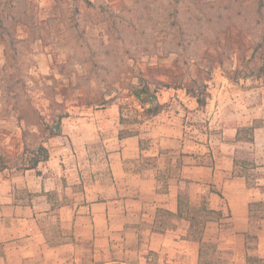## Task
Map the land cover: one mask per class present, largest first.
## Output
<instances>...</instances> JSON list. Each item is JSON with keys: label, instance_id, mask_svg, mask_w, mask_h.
Segmentation results:
<instances>
[{"label": "rangeland", "instance_id": "1", "mask_svg": "<svg viewBox=\"0 0 264 264\" xmlns=\"http://www.w3.org/2000/svg\"><path fill=\"white\" fill-rule=\"evenodd\" d=\"M88 1L20 0L14 4L17 9L9 7L0 16V27L7 19H23L29 25L26 31L20 27L15 36L0 37V172L4 175L27 171L30 150L45 136L39 124H51L60 115L84 118L107 111L114 136L118 109L112 106L122 105L125 119L134 121L123 124L124 129L146 131L147 120L134 96L143 81L152 89L160 87L158 99L167 101V110L189 114L188 124L200 131H209L210 123L201 121L202 112L192 116L180 104L186 90L175 88L203 85L206 104L216 94L228 95L233 102L218 111L229 108L234 113L230 126L249 125L254 119L263 120L264 126V0ZM1 32L2 28L0 36ZM212 111L211 122L225 116L217 113V106L209 114ZM257 139L254 146L239 143L236 155L253 163L245 170L249 186L264 195V130L258 131ZM43 143L51 160L59 162L63 160L56 154L59 147L65 145L64 153H70L77 146L70 140L64 145ZM101 143H92L89 156L78 162L86 171L88 159L92 162L98 155L104 166L97 171L108 176ZM92 174L88 170L82 182L77 177L75 184L66 182L69 197L84 192L94 180ZM63 202L85 201L67 197ZM255 209L260 212L251 219L248 235L252 257L264 236V206ZM222 225L230 229V221ZM203 259L231 264L233 258L230 251L210 248Z\"/></svg>", "mask_w": 264, "mask_h": 264}, {"label": "crops", "instance_id": "2", "mask_svg": "<svg viewBox=\"0 0 264 264\" xmlns=\"http://www.w3.org/2000/svg\"><path fill=\"white\" fill-rule=\"evenodd\" d=\"M179 98L192 116L203 113L201 121L210 123L209 131L189 125V114L165 109L145 122L146 131L120 139L124 127L114 104V136L107 111L69 117L61 136L48 140L77 144L70 153H64L65 145L57 149L62 161L50 158L39 172L19 176L0 172V264H199L200 243L191 236L190 221L178 216L179 179L189 181L190 205L223 213L224 218L207 222L203 242L216 243L218 252L230 251L231 264H248L251 219L260 212L254 208L251 213L249 205L264 202V195L235 174L236 128L245 125L230 126L234 113L218 111L233 102L228 95L216 94L204 105L209 110L217 106V113L225 115L213 122L214 112L199 107L195 98ZM263 130L255 131L252 146ZM98 141L108 176L97 171L104 166L98 155L88 159L86 171L78 162ZM88 170L93 182L69 197L65 183L75 184L76 177L82 182ZM48 192L57 197L59 209L51 210ZM67 197L85 202L64 203ZM227 221L230 229L224 230ZM256 257L264 260V236L257 241Z\"/></svg>", "mask_w": 264, "mask_h": 264}, {"label": "trees", "instance_id": "3", "mask_svg": "<svg viewBox=\"0 0 264 264\" xmlns=\"http://www.w3.org/2000/svg\"><path fill=\"white\" fill-rule=\"evenodd\" d=\"M1 0L0 6V16L1 14L10 7V9H17L14 4H18L20 0H9L5 3H2ZM12 1L10 4L9 2ZM89 2L88 0H84ZM7 19V23L2 24V34L1 38L4 39L6 37L15 36V32L21 27L26 29L29 27L28 23H26L23 19L19 21H15L12 19ZM0 22H2L0 20ZM30 35L33 33L29 32ZM149 82L143 81L139 86L134 89V96L142 108L141 117L145 120H149L159 114H161L165 109H167V103H161L158 99L160 93V87H154ZM170 88V87H169ZM176 90H186V94L189 97L195 98L199 107H203L206 104V100L203 99V85L197 86L195 89H190L189 87H177ZM16 108V107H15ZM123 106L119 105L120 112V123L121 124H131L134 121L129 119H125L122 114ZM69 115H60L57 119H53L51 124H39L40 132H44L45 136H42L43 142H47L51 138H55L61 136L63 130V119L68 118ZM263 127V120L254 119L253 123L245 126H238L236 128V136L234 138V143H248L253 144L255 140V131L259 128ZM25 134V133H24ZM138 132L133 131L129 128H123L119 132V138L123 139L126 137L137 136ZM43 142H40L37 146L30 150L32 157L27 159L25 162L26 170H37L39 165L47 162L50 159V153L47 147ZM151 161V159H149ZM251 161L247 159H241L240 157L234 158V166H235V174L238 177H244L249 184L248 177L245 173V170L248 169V166L251 165ZM188 187L189 181L184 179H179V192H178V216L185 217L191 223V236L194 240L200 243V258L199 264H219L220 261H211L210 259L204 260V255H209L210 248L213 251H218L216 243H205L202 239L203 229L205 228L207 222L215 219L224 218L222 211H214L209 209L207 206L194 207L189 203L188 196ZM49 204L51 205V210H57L60 208L61 204L57 203V197L48 192L45 193ZM264 202H256L251 203L249 205L251 213L255 210L254 208L263 207ZM259 210V209H257ZM252 216V214H251ZM248 264H264V260H261L257 257H249Z\"/></svg>", "mask_w": 264, "mask_h": 264}]
</instances>
